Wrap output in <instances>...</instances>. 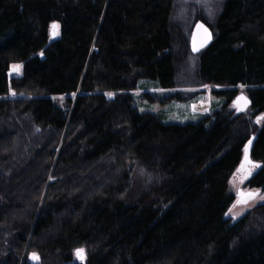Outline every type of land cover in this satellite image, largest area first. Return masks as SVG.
<instances>
[{
    "label": "trees",
    "instance_id": "16d2710c",
    "mask_svg": "<svg viewBox=\"0 0 264 264\" xmlns=\"http://www.w3.org/2000/svg\"><path fill=\"white\" fill-rule=\"evenodd\" d=\"M175 2L0 0V264H81V248L83 264H264V204L226 219L238 171L264 192V0L197 17L213 33L198 55ZM192 59L185 86L220 89L209 115L137 110L132 93L175 90ZM252 137L260 166L241 170Z\"/></svg>",
    "mask_w": 264,
    "mask_h": 264
},
{
    "label": "rangeland",
    "instance_id": "374dc122",
    "mask_svg": "<svg viewBox=\"0 0 264 264\" xmlns=\"http://www.w3.org/2000/svg\"><path fill=\"white\" fill-rule=\"evenodd\" d=\"M222 2L223 0H176L172 22L183 27L186 33L191 37L197 17L203 16L208 22L213 23L220 13ZM57 37L53 38L51 35L52 40ZM191 61V63L187 62L184 66L178 68L180 86L175 90L149 89L145 91L138 90L132 93L134 106L137 110L140 113L153 114L159 117L165 124L197 123L202 117L209 115L212 112L210 108L212 103L215 101L217 102L213 96V92L220 89L214 86H201L197 88L185 86L186 83L190 82V79L186 78V76L190 75L191 78H193L192 69L194 67V61L193 59ZM20 75L21 73L16 74L12 68L9 71L10 78L19 77ZM177 93L184 94L190 100L188 102L173 100L171 103H163L164 97ZM145 94L153 95L157 100L151 101L144 97ZM136 177L138 180L142 181H144L143 179L145 178L142 175ZM228 189L230 194L234 197V203L228 209L226 219H230L233 223L239 221L253 208L264 204L263 190L248 189L245 186V177L241 171H238V173L232 177ZM242 193H259V195L255 196L253 199L247 200L245 203L242 201L246 199V197L242 196Z\"/></svg>",
    "mask_w": 264,
    "mask_h": 264
},
{
    "label": "snow or ice",
    "instance_id": "6c2138e0",
    "mask_svg": "<svg viewBox=\"0 0 264 264\" xmlns=\"http://www.w3.org/2000/svg\"><path fill=\"white\" fill-rule=\"evenodd\" d=\"M51 35L53 38L57 37L59 35V24L53 23L51 26ZM197 29L198 30H202L203 33L205 34V38L208 39L210 38V34L208 33V30L206 28H204V26L201 25H197ZM203 46V41L200 44V47ZM199 48L197 47L196 43L194 42L193 44V51H198ZM41 56H43V52L40 53ZM12 69L15 71L16 74H20L21 73V69H22V65H12ZM12 95H15V93L13 92ZM234 104L236 105V107L238 108V110H245L246 106L249 104V101L247 99L246 96H239L237 97L236 101H234ZM262 120H264V116H260L257 118V123H260ZM249 145L251 144V141L248 142ZM245 161L244 164L241 165V170H244V168L246 166H250V167H259L260 165L258 164H254L249 158H248V146L245 147ZM242 196L246 197V199H244L242 202H247V200L249 199H253L255 198V196L259 195V193H242ZM231 211V210H230ZM74 255L77 257V259H79L81 261V264H83V261L86 259V252L84 249H76L74 252ZM32 259L36 262V264H39V256L36 253L32 254Z\"/></svg>",
    "mask_w": 264,
    "mask_h": 264
},
{
    "label": "water",
    "instance_id": "95a60500",
    "mask_svg": "<svg viewBox=\"0 0 264 264\" xmlns=\"http://www.w3.org/2000/svg\"><path fill=\"white\" fill-rule=\"evenodd\" d=\"M201 24L204 26V28H206L208 30V33L210 34V38L206 39L203 31L197 29V25H201ZM202 41H203V46L200 47V44ZM212 41H213V33H212V30L210 29V27L208 28L203 22H197V24L193 28L191 38H190V47H191L192 53L195 55H198V53L202 52V50L205 49L207 46H209ZM194 42L196 43L197 47L199 48L198 51H193ZM248 106H249V104L246 106L245 110H243V111L238 110V114H242V113L246 112L248 109ZM249 141H251V144L249 145V143H248L247 146H248V158L250 159V155H251L250 151H251L252 146L254 144L255 138L252 137ZM244 161H245V157H244V160L242 161L241 165L244 164ZM248 167L249 166H246L244 169H247ZM240 169H241V167H240Z\"/></svg>",
    "mask_w": 264,
    "mask_h": 264
}]
</instances>
